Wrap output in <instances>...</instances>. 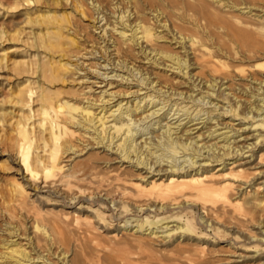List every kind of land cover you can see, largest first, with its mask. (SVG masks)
<instances>
[{
	"label": "bare ground",
	"instance_id": "bare-ground-1",
	"mask_svg": "<svg viewBox=\"0 0 264 264\" xmlns=\"http://www.w3.org/2000/svg\"><path fill=\"white\" fill-rule=\"evenodd\" d=\"M26 1L31 2V0ZM60 1L63 2V0ZM46 2L47 4L59 3L58 0H46ZM67 2L70 4L68 6L71 8L70 11L62 10L61 13L56 14L46 10L39 18L46 30L38 32L37 38L39 44L51 57L39 67L40 74L45 76L49 73L50 80H55L59 76L64 77V73L70 70L80 69V64H85L83 59L79 61L84 53H79V40L76 37L81 36L87 26L81 24L80 20H75L72 11L91 18L96 10L95 18L100 16L105 21L104 24L99 25L102 26V32L108 33L107 26L114 29H111V33L107 35L108 43L105 48L99 45L100 50L103 48L104 51L109 52L111 64L125 66L130 71L129 74L133 76L139 73L136 80L152 87L154 92L162 91L166 97L184 95V98L191 99V101H203L205 97H210V94H215L217 86L215 96L230 102L228 108L224 107L225 112L232 113L231 116L252 120L248 127L249 133L243 137L244 140L240 144L232 143L231 139L235 140L241 135L239 129L245 130L246 128L243 129L241 126L234 128L233 124H230L231 128L228 131L234 130L233 133H226L223 136L230 142L223 144V147H218L215 143L201 147V149L207 148L206 160L209 163L214 161L216 163L211 166L201 163L197 165L198 157L203 154L200 148L193 149L190 147L191 141L179 140V137L174 138L171 124H162L166 115L160 116L141 128L140 136L148 128L151 129L146 134L150 135L137 141L136 134L139 129V127L136 128L137 124L158 110L156 108L144 113L145 106L140 113L136 112L141 108L144 100L148 103L156 102V94L145 93L134 102L127 100L125 103L128 104L130 101L131 104L125 107L121 101H118L116 105L119 110L117 116L119 124L116 122L114 127H110L114 131L108 130V135H102L103 146L111 149L114 147L115 151L120 154L118 156L123 157V161L126 158L129 160V165L121 166L119 171L110 170L106 175L91 172L89 174L91 180L88 182L97 185V188L101 187V184H107L120 190L121 200L112 199L117 208H127L130 204V209L142 210L147 214H141L142 217H137L135 220L125 219L123 224L117 226L119 228H116L117 231L107 224L108 214L94 206L89 210L92 214L91 219L80 218L76 211L70 208L64 211L49 208V211L46 210L50 213L49 217H44L48 224L44 221L46 225L44 223L42 226L38 225L37 212L34 211L32 214L24 212V217H22L27 219L25 225L28 232L21 233L17 225H8L11 229L0 226V230H8L12 234L11 237L26 240L21 243L20 240L17 241V238H6L3 246L6 245L7 250L2 258H8L14 264H24L25 260L29 261V264L32 262L34 264L37 262L43 264H230L236 262L264 264V217L254 219V222L257 221L258 226L256 227H260L256 232L251 224L247 225L245 217H239L235 212L243 208L246 213L253 214L256 207L262 205L264 208V29L262 27L253 29L246 20L233 15L227 17L219 15L211 8L208 0H64L62 5ZM2 3L0 0V4ZM232 5L237 4L232 2ZM116 7L120 8L119 14L116 16L111 14L115 17L112 20L110 13H115L113 8ZM148 10V14L155 16L159 25L171 26L174 38L177 39L178 36L185 42L184 56L166 51L164 56L171 62L166 65L176 70L177 73L188 74L194 82L197 79L193 87L198 89L205 87L204 94L198 91L193 95L194 88L191 86L186 95L187 91L179 90L178 86L174 85L168 77L160 78L159 75L142 69L141 65L139 66L129 57L132 48L125 46L123 42L122 38L126 36L125 30H120L118 37L114 36L115 23L120 22L123 28L127 29V26L130 28L131 40L137 39L139 43L138 39L144 38V42H147L154 33L148 18L144 17ZM131 12L135 13L134 19H130ZM127 20L129 23H126ZM39 21L33 20L35 23ZM138 33L141 35L139 36ZM141 48L142 52L147 55L153 53L152 61L161 64V61H158L161 56L157 58L156 55L163 50H157L154 47L147 48V43L144 46L141 45ZM189 54L193 56L192 62H190ZM54 55H57L56 62L52 61ZM65 57L76 58L74 59L76 61L72 62L70 58L65 59ZM108 59H103L107 62L106 64L98 62L99 67H106L110 64ZM86 64H89L88 68H94L91 67L90 62ZM194 64L207 68L208 72L205 77H200L195 73L191 74L189 66ZM144 68L147 67L144 66ZM97 73L109 79L108 73ZM112 75L119 76L120 74ZM228 80L233 82V88L242 90V94H237L234 90L224 92L225 89H231L232 85L229 84L219 90ZM27 85L22 89L20 87L19 91L14 92L11 97L13 106L18 110L15 112V117L7 120L5 130L2 129L4 133L0 134V141L4 146L14 148L18 162L25 170L26 179L28 183H34L35 191L46 188L49 192H62L70 187L73 180H85L86 178L84 174L87 168L84 167L80 171L77 169L79 160H74L72 155H65L64 158L63 154L68 150L74 151L72 153L76 152L75 145L70 139L75 132L72 126L75 123L79 125V117L88 123L93 121L94 116H91L88 108L91 103L86 106L79 105L81 92L69 91V99L66 97L63 99L59 91L40 90L36 94V100L39 102L37 110L29 107L26 114H21L18 112L19 109L22 110L24 106L30 105L36 92L33 86ZM164 87L167 89L162 90ZM82 90L84 89L81 88L80 91ZM90 90L91 86L87 85L82 93ZM106 92V89H102L99 94L88 95L85 98L92 101L102 100ZM243 92L245 97H243ZM197 94H199L198 97ZM93 97L95 98L92 99ZM174 104L176 102L171 105ZM196 106L190 112V107H179L177 104L172 114L183 110L189 122L200 118V112L207 110V119L214 118L209 116V109ZM194 110L196 112L192 114ZM11 111L12 109L0 110V123H4V116ZM100 119H97V122ZM177 119L179 120V117ZM103 123L105 122L102 121L99 125L102 126ZM80 124L83 126L82 123ZM99 125H94L92 128L100 135L106 129ZM156 126L157 130H155ZM99 127L100 130H98ZM162 127L165 128L161 129ZM39 140L41 144L37 143ZM153 147L156 150H153ZM39 149L43 152L42 154H39ZM141 149H144L146 153ZM6 150L4 148L0 150V153L6 154ZM220 150H223L222 153ZM6 155L9 157V154ZM92 155L90 153L89 159L94 162L105 161L98 156L92 158ZM181 156L185 157L177 163ZM161 162H166V165L160 166ZM156 163L158 166H155ZM122 164L123 162L120 165ZM139 165L146 168V174L136 176L133 173L134 167L139 169ZM154 170L155 173L148 175L149 171ZM13 183V188H9L13 195L14 201L12 202H16L18 207H21L22 198H26L28 193L21 181L14 179ZM79 189L85 191L86 188ZM36 197L33 200L37 199ZM28 209L27 212L32 211L31 208L30 211ZM162 212L172 213L164 216L161 215ZM129 221H135V224L131 225V228H136L135 238L132 241H128L126 237L119 234L122 225L126 227ZM168 222L175 224L169 225ZM162 223L166 224L162 226ZM199 226H203L206 231L198 230ZM159 231L164 234L160 242L155 245L153 237ZM38 233L42 236L40 237ZM177 233L185 237L188 242L172 246L173 240L170 241V239ZM217 233H220V236ZM227 234H231L232 237L228 238ZM71 236L77 240L76 246H70L71 250H64L60 253L57 251L58 248L54 249L53 244H56L57 240L62 241L66 246L69 245ZM102 236L108 241H102ZM42 237L49 246H41ZM165 238H167L166 241H163ZM222 241L235 249L230 251L228 257L225 258L219 257L218 254L222 250L215 247ZM132 242L134 243L129 244ZM21 245L26 246L21 247ZM29 246L30 249L27 250ZM239 247L242 251L238 252L236 250ZM32 250L33 255H31ZM207 255H211L212 263H206L210 258L204 259ZM53 257H57V261H54Z\"/></svg>",
	"mask_w": 264,
	"mask_h": 264
},
{
	"label": "rangeland",
	"instance_id": "rangeland-1",
	"mask_svg": "<svg viewBox=\"0 0 264 264\" xmlns=\"http://www.w3.org/2000/svg\"><path fill=\"white\" fill-rule=\"evenodd\" d=\"M1 1L3 2L2 3L3 5L0 4V110L12 109V111L4 116L5 118L4 123L3 122L0 123V134L4 133L2 129L5 130V127L7 126V120L11 117H15L16 116L15 112H17L18 110V108L14 107L12 104L11 97L13 93L18 92L20 87L21 89L22 87L25 88V85L27 84H28L27 86L29 85L33 86L36 92L34 93L35 94L33 98L34 100L30 101V105L24 106L22 110L19 109L18 112H20L21 114H26L29 110V107H31L32 110L36 111L37 108L39 107L38 105L39 102L38 100H36V94L40 90H45L48 92L59 91L60 97H62L63 99H65V97L69 99L70 97L68 95L69 91L81 92L80 93L81 102L79 105L86 106V104L91 103V106L88 108L91 112V116H94L93 121L90 123L86 122L85 119L79 117L80 123H82L83 126H81L80 123L79 125L75 123L72 126L75 132L74 135L70 138L72 140V143H74L75 145L74 150H76V152L72 153L74 151L68 150L66 153L63 154V157L65 155H72L74 156V160H79L77 169H79L80 171L83 170L84 167L87 168L84 175L88 180L86 178L85 180H78V181L73 180L70 187H67V189H65L62 192H52V191L49 192L46 191V188L39 191H35L34 183L33 184L28 183V179H26L25 170L20 165V162H18V158L16 157L14 148L10 146L6 147L4 146L3 142L0 141V150L6 148L7 150L5 152H7L6 154H9L8 157V155L6 154L2 155L0 153V226H2V228L11 229L8 225L10 226L17 225L19 227V231L20 232L22 231L21 233H26L28 232V229L26 228L25 225L27 219L25 220L23 218L24 214L25 213L32 214V212L34 211L37 212L38 225L42 226L45 222L47 223V219L45 218H48L50 213L46 212V210L49 211V208H53L59 211H64V209L70 208L72 210H75L77 216H79L80 218L88 217L89 219H91L92 214L90 213L89 210L93 206L98 207L99 209H102L105 214H108L106 222L107 224H109V226H111L113 230H117L116 229L118 228L117 226L123 224L125 219L133 218L135 220V218L137 219V217L138 218L142 217L141 214H147V213H143L142 210H138V209L135 210L133 208L130 209L131 208L130 204H128L127 208H117V206L113 203L112 199L115 201L121 200L122 194L120 190L107 184H101V187L97 188V185L88 182L91 180V178H89L90 176L89 174L91 172L92 174L100 173L102 175H106L107 173H109L108 171L110 170L119 171L120 170L119 168H121V166L124 167L125 165H129V160L126 158L123 161L122 160L123 157L121 158L120 156H118L120 154H118V151L117 152L115 151L114 147L111 149L106 146H103L102 135H108L109 133L108 130H110V132L114 131V129L110 127H114V124L117 122V116L119 115V110H117L116 104L118 101H121L123 107H125L131 104L130 101L134 102L138 100L145 93L156 94L157 95V97H155L156 102L148 103L147 100H144V102L141 103V108H139V110L136 112V113H140V111L143 110V107L145 106H146L145 108L146 111L144 113H148L152 109H156V108L158 110L152 116L144 119V121H141V123L139 122V124H137L136 128L139 127V129H137L138 133L136 134L137 141H140V139H143L150 135V134H146V132L149 131V129H151L148 128V130H145L144 133L140 136V134L142 133V131H140L141 128H143L145 125L149 124L153 120L159 118L160 116L166 115V118L162 121V124L163 125L168 123L171 124L172 130L174 132L172 136L174 138L179 137V140H184L187 142L191 141L190 147H192L193 149L200 148L203 154L198 157L197 165L201 163V164H208L207 166H211L212 164L216 163L215 161L209 163V161L206 160L207 157H205V155L207 153V148L201 149V147H204L205 145L209 146L211 143L217 144L218 147H223L222 146L223 144H227L228 142H230L223 138L224 134L233 133L234 130L228 131L231 128L229 126L230 124H233L234 128H238L239 126H241V128L243 129L246 128L245 130L239 129L241 135L237 136L235 140L231 139L232 143L240 144L241 141L244 140L243 137L247 135V133H249L248 127L252 120L249 119L248 121L240 116H231L232 113L225 112L224 107L228 108L230 102L228 103V101L224 99H220L215 96L217 91V86L215 87V94L214 93L210 94V97H205L203 101H191V99L189 100L188 98H184L183 97L184 95L183 96L170 95L171 97H166L164 96V94H162L163 93L162 91L160 93L154 92L152 91V87H149L147 84H142L140 81L136 80L137 76H139V73H137V76H133L132 74H129L130 71L125 66L111 64L112 60L108 56L109 52L104 51L103 48H105V46L108 43L107 35L111 33L110 31L112 28L110 29L109 26H107L108 33L106 34L102 32V26L99 25L104 24L105 21L104 19L102 20L100 16L97 19L95 18L97 16L96 10H94L95 14L94 15L92 14L94 16L91 17L92 19L89 17H84L80 13L72 11L74 15V19L80 20L81 24L83 23V25L87 26V29L82 31L81 36L78 34L79 36L76 37V39L79 40L78 42V45L80 46L79 53H84V56L80 58L79 61H82L83 59L85 61V64L84 65L80 64L79 65L80 69L78 70L73 69L64 73L65 74L64 77L59 76L55 80H50V78L48 77L49 73H46L45 76H43L39 72V67L42 64L46 63L47 61H49V59L51 58L50 54H48L45 51V48L39 44L40 42L38 41L37 38L38 32H44L46 30L45 25H43V23H40L39 18L41 14L44 13L46 10H49V12H53L56 14L61 13L62 10L70 11L71 8L68 7L70 5L69 2H67L65 5H62L64 0L63 2L58 0L59 2L58 4H53V3L47 4L46 0H31V2H27L26 0H1ZM208 1L210 3L211 8L219 15L224 17L233 15L234 17H239L243 20H246L247 24L253 29L259 27H262V29H264V0H229V2L227 0H208ZM232 2H235V4L237 5H232ZM119 9L120 8L118 7L113 8L115 13L114 12L110 13V15L111 14H115V16L118 15ZM146 13L147 14L144 17L148 18V21L151 24L153 28L152 30L154 32L152 37L147 42H144V38L138 39L139 43L137 42V39L131 40L130 28L128 26L127 29L123 28L120 22L115 23L116 31H114V36L118 37L119 34L118 32L120 30H125L126 36H124L122 39H124L123 42H125V46H131L132 48L129 57L133 59L134 62L136 61L135 62L136 64H138L139 66L141 65L142 69L149 70L154 75L156 74L159 75L160 78L168 77L169 79L172 80L174 85L178 86L179 90L187 91L186 92L187 95L190 87L191 86L193 87V84L197 83L198 80L196 79V82H194L193 78L189 77L188 74L183 75L182 72L180 73L175 72L176 70L166 65V63L170 64L171 62L164 56L166 51L176 52L177 54H181L184 56L185 50L183 48V45L185 42L181 40L178 36L177 39L173 37V32L171 31L170 25L167 27H163L158 24V21L156 20L155 16H152V14H148L149 10ZM110 17L112 20H114L115 18L112 15ZM134 17H135V13L131 12L130 19L131 18L134 19ZM33 20H38L39 23H35L33 22ZM128 21L129 20H127L126 23H129ZM110 26H112V24H110ZM138 35L140 36L141 33H138ZM146 43H147V48L154 47L157 50H163L161 51V53L156 55L157 58L161 56V58H159L158 60L161 61V64L152 61L153 58H151V56L153 53L147 55L144 52H142L141 45L144 46ZM99 45H103L102 50H100ZM90 50L91 51L95 50L97 52L93 53ZM192 57H193L192 54H189L190 62L193 61ZM67 58H70L72 62L76 61L74 60L76 58L72 59L71 57H65V59ZM104 58L106 60L109 58L108 62L110 64H107L106 67H99L98 62H101V64L107 63L106 61L103 60ZM56 60H57V55H54L52 61L56 62ZM88 62H90V64L92 65L91 67H94L93 69L88 68L89 64H86ZM144 66H146L147 68H144ZM189 71L191 72V74L195 73V75H198L200 77H205L208 72L207 68H202V66H196V64L190 65ZM97 72L108 73L107 76L109 77V79L105 78L104 75L98 74ZM114 73L120 75L114 76L112 75ZM152 73L151 76L153 75ZM228 84L232 85V87L231 89H225L224 92L234 90L237 92V94H242V90L240 91L238 88L236 89L233 88L234 87L233 82L229 80L226 81L225 84H223V86H221L219 90L223 89ZM87 85L91 86V90L82 93V91L86 90ZM81 88H83L84 90L80 91ZM193 88H194L193 95H195L198 91L203 94L205 92V87H203L202 89H198L197 87H193ZM102 89L107 90L106 92L107 94L103 95L104 98L102 100L98 99L96 101H92L91 99L85 98V96L88 95L95 96L96 94H99L100 90ZM165 89H167V87L162 88V90ZM93 90H95L94 91L96 92L95 94H93L94 93ZM137 90L138 92L136 93ZM199 94H197L196 96L198 97ZM229 96H231V94H229ZM243 97H245L244 92H243ZM94 98L95 97H93L92 99ZM167 99L168 101H166ZM127 100H130L128 104L125 103ZM70 101L72 102L73 100ZM164 101L167 102L166 105H164L165 104ZM173 102H176V104L172 106L171 104ZM155 103L157 104L155 105ZM177 104L179 105V107L180 106L190 107V112L195 108L196 105H198L196 106L197 108L200 107L207 108L209 109L210 112L209 116L211 115L214 118L207 119L208 113L206 112L207 110H205V112H200V118H196L195 120L188 122V116H186V114L183 113V110H180L178 113L172 114L175 107H177ZM161 106L163 107L160 108ZM171 107L173 108L172 110L170 109ZM195 112L196 111L194 110L192 114L193 113L195 114ZM178 117L179 120L177 119ZM97 119H100V121L97 122ZM102 121L105 123H103V125L101 126L99 124ZM117 124H119V122H117ZM94 125H99L100 127H103L106 130H103V132H101L99 135V133L96 130H94V128H92L94 127ZM100 127L98 128V130L101 129ZM164 128L165 127H162L161 129ZM155 130H157V126ZM37 133H38V129H37ZM116 138L117 137H115V139ZM248 141H250V139ZM37 143L41 144L42 142L41 140H39L37 141ZM144 149H141V151ZM153 150H156V148L153 147ZM38 151L39 154L43 153L42 151H40V149ZM222 151L223 150H220L221 153ZM144 152L146 153L145 150ZM209 152L211 153V151ZM90 153L93 154L92 158L98 156L101 157L102 159H105V161L99 160L97 162H94L93 160L89 159ZM183 157L185 156H181L179 161H177V163L182 161L184 159ZM151 158H153V156H151ZM121 162H123L122 165H120ZM159 165L164 166L166 165V162H161V164ZM185 165L187 168V162L185 163ZM155 166H158V163H156ZM153 167L151 168V170L153 169ZM145 170H146L145 167L139 165V169H137V167H134L133 173L136 176L142 174L144 175L147 173ZM152 173H155V170L152 172L149 171L148 175ZM14 179L21 181V183L23 184V186L25 187L28 193L26 198H22L21 207H18L16 202H12L14 201L12 199L13 195H12V191L9 188L11 189L13 188L12 184H14L13 183ZM82 184L83 186H81ZM82 187L86 188L85 191H80L79 188ZM33 192L34 193L37 192V194L34 195ZM36 195H38V197H36ZM35 197L37 198L35 199L36 202L35 200H33V198ZM126 201L128 200L126 199ZM77 207L78 209H76ZM27 208H29L28 211H30V208L32 211L27 212L26 211ZM235 212L239 217L242 216L245 217L247 219L245 220L247 225L251 224L254 231L256 232L259 231L260 227H256L258 225H257V221L254 222V219L256 218L261 219L264 217V208H262V205L256 207L254 209L253 214L246 213L245 210H243V208H241V210L239 208ZM171 213L172 212H162L161 215L168 216ZM8 218H10L11 220ZM167 218H171V217H167ZM5 223L7 225H5ZM46 223L44 225H46ZM168 223L169 225L175 224L171 222ZM134 224L135 221L134 222L129 221L127 222L126 227H123L122 225L119 234L122 237H126L128 241H132L133 238H135L134 230L136 228L135 227L131 228V225ZM165 224L166 223H162V226ZM197 229L202 232L206 231L203 228V226H199ZM155 234L156 235L153 237V242L156 245V243L160 242L164 233L159 231ZM217 234L218 236H220V233ZM11 235L12 234H10L8 230H2V229L0 230V264H7V263L14 264L13 262H10V259L2 258L3 253H6L5 251L7 250L6 245L3 246L5 239L17 238L15 236L11 237ZM39 236L41 237L42 234L41 235L39 234ZM102 237H103L102 241L105 242L108 241L106 237L104 236ZM227 237L230 238L232 236L231 234H227ZM43 238L44 237H42L41 239V241L43 240V242H40V244L42 243L41 246L42 247L49 246L46 243V240H44ZM166 239L167 238H165V240L163 241H166ZM19 240L21 241V243L26 241L24 239L21 240V238H19L17 241ZM76 241H77L76 238L71 236L69 240L70 243L69 245L66 246L62 241L57 240L56 244H53V247L54 249L58 248L57 251L61 253L64 250L67 251L68 249L71 250L70 246H74V245L76 246ZM170 241L173 242L171 244L172 246L174 245L176 246L179 243L188 242V240L185 237L183 238V236L179 235V233L174 235V237L170 239ZM239 242L241 243L242 241ZM65 243L67 244V242ZM133 243L134 242L129 244H133ZM126 245L128 246V244ZM25 246L26 245H21V247H25ZM215 247L217 249L222 250V252L218 254L219 257L222 258L228 257L230 251H233L234 249L229 245H227L225 241L219 242ZM133 248L134 250H137L135 247ZM28 249H30V246L27 248V250ZM236 251L238 252L242 251V248L239 247L237 248ZM161 252H163V250ZM213 254H215V252ZM31 255H33V250L31 251ZM209 257L211 258V255L205 256L204 259ZM210 258H209V262L206 263H210L211 262L210 260H213L212 258L211 259ZM52 259H55L54 261H57L56 260L57 257L56 258L53 257ZM24 264H29V261L25 260ZM31 264H34V262H32ZM36 264H43V263L37 262ZM230 264H254V262H236Z\"/></svg>",
	"mask_w": 264,
	"mask_h": 264
}]
</instances>
